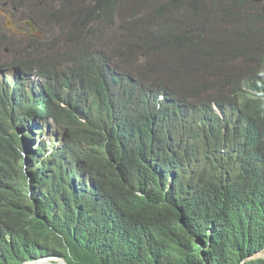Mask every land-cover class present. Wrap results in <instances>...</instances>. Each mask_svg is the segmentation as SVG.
I'll return each instance as SVG.
<instances>
[{
	"label": "trees",
	"instance_id": "obj_1",
	"mask_svg": "<svg viewBox=\"0 0 264 264\" xmlns=\"http://www.w3.org/2000/svg\"><path fill=\"white\" fill-rule=\"evenodd\" d=\"M58 2L54 20L71 27L104 28L131 12L108 50L98 28L84 34L92 46L78 37L63 53L69 73L51 75L55 64L46 60L0 65V264L46 257L66 264H264L255 256L264 251V56L244 52L241 42L258 29L257 0ZM234 15L228 32L225 21ZM223 57L249 61L240 71L244 87L238 74L227 76ZM32 68L37 79L26 71ZM208 82L218 91L208 92ZM218 98L240 104L253 137L246 140L248 127L221 110ZM179 101L196 113L194 144L163 126L168 103ZM66 141L81 158L70 171L84 184L93 179L101 195L86 189L100 200L107 196L94 210L87 212L78 189L36 185V153L53 156L40 159L43 168L66 153ZM124 212L139 226L135 241L101 237L102 225Z\"/></svg>",
	"mask_w": 264,
	"mask_h": 264
},
{
	"label": "clouds",
	"instance_id": "obj_2",
	"mask_svg": "<svg viewBox=\"0 0 264 264\" xmlns=\"http://www.w3.org/2000/svg\"><path fill=\"white\" fill-rule=\"evenodd\" d=\"M253 13L257 19L258 29L255 32L249 34L245 39L241 40V42L243 43L245 48L244 52L255 51L260 55L264 56V0H257V2L253 3ZM236 25H237V18L234 15L226 19L225 30L231 32V30L234 29ZM239 44L240 42H238L235 45H230L228 47L235 48ZM224 55H230V54H224ZM221 61L226 70L227 76H235V74H238L236 78L239 80V86L244 87L245 77L244 74L241 73L240 71L243 68L249 66V61H247L246 59H240L239 62H237L233 57H228V58L223 57ZM29 76L32 79H37V77L35 78L33 74H29ZM218 103H219V108L221 110L234 116L237 119H240L248 127L246 140L253 137L254 133L252 134L251 131H256L255 126H253V124H251V122L243 115L241 106L238 102L230 101L225 98L224 99L218 98ZM213 108L218 112V109L215 105H213ZM168 112L170 117L168 118V121L163 122V126L167 127V129L169 130L174 131L175 134L182 139L184 144L188 145V144L196 143L198 141V135H197L198 125H197L196 113L193 107H191L190 105H183V102L181 101L168 103ZM169 121L171 122L168 123ZM37 135H39V131L34 129L32 137H36ZM61 147L67 149L66 153H64L63 155H60V153L57 154L56 156H54V159L52 160L51 164L45 163L43 164L44 165L43 168H40L38 166L39 165L38 162L40 161V159H42L43 162H45L47 158L50 159L53 156H50V151L45 152V154L36 153V154H40V157H37V164H33L31 166L32 171L37 170L36 185L40 187H44L57 183L66 190L73 188H75L76 190L78 189L77 197L83 200L82 202L85 204L87 208V212L104 205L107 202L106 195L102 194L103 198L102 200H100L98 195H96L95 193H90L87 190L89 189L92 190V192L95 191L99 194V190L96 188L95 181L93 179L91 180L87 179L86 180L87 182H85L84 184L81 181L79 175L75 174V172L70 171V169H78L79 164L81 163V158L78 159L75 151L74 152L72 151L71 149L72 145L68 141H66V145ZM187 154L190 155L189 153ZM74 163L76 168H73ZM25 168H26V163H23V169L25 170ZM86 176L87 175H85V177ZM88 185L93 189H90ZM102 226L103 228H101L99 235L101 237L109 238L110 241L115 243H119V242L131 243L135 241L133 239L134 230L139 228L134 215L128 214L126 212L112 216ZM39 260H46V262L42 264H66L62 258H58V257H46L33 261H24L21 264L31 263V262L34 263ZM55 260H57V262H55Z\"/></svg>",
	"mask_w": 264,
	"mask_h": 264
},
{
	"label": "rangeland",
	"instance_id": "obj_3",
	"mask_svg": "<svg viewBox=\"0 0 264 264\" xmlns=\"http://www.w3.org/2000/svg\"><path fill=\"white\" fill-rule=\"evenodd\" d=\"M57 1L58 0H0V65L12 60L32 59L33 61L39 62H44L46 60V63L49 62V65L55 64V67L50 69L51 75L60 76L65 72L69 73L71 69H73L72 63L70 57L67 56L68 54L63 55V53L76 42L78 37L83 44L92 46L95 44L94 40L87 39L86 36L84 37V34L89 31L94 32L93 29L98 28L104 35L99 43L108 50L115 42L114 37L116 36L117 38L118 33L116 31L123 28V23H126L128 19L127 16H129L127 13L131 12L128 11L130 10L128 7L124 13V17H116L112 26L102 28L94 24L92 27L88 22H82L80 24L77 23V26L71 27L70 21L67 22L62 19L60 22H57L54 20V17L59 18L61 16V12H57L61 9ZM88 1L89 0H83L84 5H86ZM143 10H147V8ZM26 20L32 23L37 30L42 29L43 34L36 35L31 33L24 24ZM30 41H32V44L39 43L36 49L35 47H28ZM226 48L232 49L230 47ZM106 53H108V51ZM220 55L222 54L220 53ZM220 55L218 58H221ZM212 60L213 58L209 59V61ZM0 69L4 68L0 67ZM26 71L35 76L34 73L37 72V69L32 68L31 71L26 69ZM8 74L9 72L2 76L3 79H5ZM198 75L200 74H196L195 80H200L204 77V75ZM215 76L220 77L217 73ZM210 78L218 83L214 79V76L211 75ZM172 81L175 82L176 80L172 78ZM206 86L208 92L218 91L212 82H208ZM256 256L263 257L264 251L258 252ZM55 262H57V260H55Z\"/></svg>",
	"mask_w": 264,
	"mask_h": 264
},
{
	"label": "water",
	"instance_id": "obj_4",
	"mask_svg": "<svg viewBox=\"0 0 264 264\" xmlns=\"http://www.w3.org/2000/svg\"><path fill=\"white\" fill-rule=\"evenodd\" d=\"M25 25L29 27V31L31 33L36 34V35H42L43 34V32L38 31L36 29V27L33 24H31L29 21H26Z\"/></svg>",
	"mask_w": 264,
	"mask_h": 264
},
{
	"label": "bare ground",
	"instance_id": "obj_5",
	"mask_svg": "<svg viewBox=\"0 0 264 264\" xmlns=\"http://www.w3.org/2000/svg\"><path fill=\"white\" fill-rule=\"evenodd\" d=\"M46 262V260H39V261H36V262H34V263H25V264H42V263H45Z\"/></svg>",
	"mask_w": 264,
	"mask_h": 264
},
{
	"label": "flooded vegetation",
	"instance_id": "obj_6",
	"mask_svg": "<svg viewBox=\"0 0 264 264\" xmlns=\"http://www.w3.org/2000/svg\"><path fill=\"white\" fill-rule=\"evenodd\" d=\"M4 4H6V3H4Z\"/></svg>",
	"mask_w": 264,
	"mask_h": 264
}]
</instances>
